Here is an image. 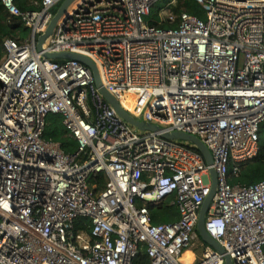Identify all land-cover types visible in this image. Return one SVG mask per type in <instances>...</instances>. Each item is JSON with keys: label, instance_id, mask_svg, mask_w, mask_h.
<instances>
[{"label": "built area", "instance_id": "obj_1", "mask_svg": "<svg viewBox=\"0 0 264 264\" xmlns=\"http://www.w3.org/2000/svg\"><path fill=\"white\" fill-rule=\"evenodd\" d=\"M63 1L23 12L1 0L27 33L5 42L0 63V264H133L141 244L151 264H184L201 240L212 169L207 233L232 264H264V182H229L260 149L264 0H197L206 19L183 13L170 30L146 21L161 0H76L39 52ZM46 53L92 60L127 113L198 137L213 165L189 144L135 132L90 69ZM51 114L62 117L76 154L43 139ZM99 176L101 190L92 182ZM167 200L180 219L152 224L151 211ZM194 264L225 258L204 246Z\"/></svg>", "mask_w": 264, "mask_h": 264}, {"label": "trees", "instance_id": "obj_2", "mask_svg": "<svg viewBox=\"0 0 264 264\" xmlns=\"http://www.w3.org/2000/svg\"><path fill=\"white\" fill-rule=\"evenodd\" d=\"M40 3L41 0H16V5L23 12L39 11ZM165 7L167 10L161 14L162 9ZM57 11L58 9L55 10V14ZM183 13L192 14V16L203 20L206 19V14L197 0H161L152 10L150 24L165 30L176 29L179 26L178 18ZM172 17L175 18L174 21H171ZM19 30H25V33H27L21 19L14 16L7 17V10L0 0V63L4 56L5 42L17 38L16 33ZM259 134L260 149L258 155L241 165L238 177L230 176L229 182L232 185H253L264 182V123L260 126ZM43 139L60 144L66 155H74L79 149L78 143L71 138L63 125L62 117L59 115L51 114L47 117ZM92 182L97 183L99 185L98 190H101L106 185L107 180L105 176H99L93 179ZM170 201H165L158 208L151 211L152 224H169L179 220V212L176 207L170 205ZM83 222L86 221L83 220ZM203 244L207 246L205 243ZM133 260V264H151L144 244L139 246V252Z\"/></svg>", "mask_w": 264, "mask_h": 264}, {"label": "water", "instance_id": "obj_3", "mask_svg": "<svg viewBox=\"0 0 264 264\" xmlns=\"http://www.w3.org/2000/svg\"><path fill=\"white\" fill-rule=\"evenodd\" d=\"M76 0H64L60 7L58 8L57 13L55 14L54 18L52 19L47 31L39 38L37 49L39 52H43V48L47 40H49L53 35L55 28L59 21L64 17L67 16V12L72 4ZM44 58L50 59L53 61H62V60H73L82 63L88 69L92 71V74L95 78V83L97 89H99L101 95L105 98V100L116 110L117 114L129 125L134 127L139 132H153L160 134V137L166 141H180L186 144L191 145L194 150L199 152L203 159L206 161L207 165L212 166L214 161L212 160L211 153L209 152L206 145L201 141L198 137L188 135L185 133H169L160 126L156 124L149 123L144 120L142 116L138 119L134 118L132 115L127 113L116 98L107 90L105 89L103 83L100 80V75L97 66L95 63L87 57L72 54V53H53V54H44ZM211 176V192L208 198L205 200L199 215L198 225H197V234L199 235L202 242H204L208 247L212 248L214 251L223 255L225 258V264H232V259L225 254L224 249L216 242L206 231V219L208 213L210 211V206L213 202V199L216 195L218 184H217V175L215 170L210 171Z\"/></svg>", "mask_w": 264, "mask_h": 264}, {"label": "crops", "instance_id": "obj_4", "mask_svg": "<svg viewBox=\"0 0 264 264\" xmlns=\"http://www.w3.org/2000/svg\"><path fill=\"white\" fill-rule=\"evenodd\" d=\"M178 212H179V210H178ZM179 219H180V213H179ZM203 250H204V246H203L202 251L198 255H197L196 252H191L190 250H188L187 252H185L184 257L182 258L183 259V262L185 264H194L195 262L200 261V259L202 257V254H203ZM188 256H190L192 258L191 259H187Z\"/></svg>", "mask_w": 264, "mask_h": 264}, {"label": "rangeland", "instance_id": "obj_5", "mask_svg": "<svg viewBox=\"0 0 264 264\" xmlns=\"http://www.w3.org/2000/svg\"><path fill=\"white\" fill-rule=\"evenodd\" d=\"M161 6H163V5L161 4ZM151 20H152V17L146 18V21H151ZM24 35H25V30H21L19 36L20 37H23ZM134 131L135 132H138L136 129H134ZM202 249H203V243L201 242V240H198V241L195 242V245L194 246H191V248L189 250L191 252H196L197 255H198L202 251Z\"/></svg>", "mask_w": 264, "mask_h": 264}, {"label": "bare ground", "instance_id": "obj_6", "mask_svg": "<svg viewBox=\"0 0 264 264\" xmlns=\"http://www.w3.org/2000/svg\"><path fill=\"white\" fill-rule=\"evenodd\" d=\"M186 252H187V251H186ZM183 257H184V255H183ZM183 257H182V258H183ZM182 258H181V259H182ZM191 258H192V257H190V256L187 257V259H191ZM182 262H183V259H182ZM183 263H184V262H183ZM184 264H185V263H184Z\"/></svg>", "mask_w": 264, "mask_h": 264}]
</instances>
